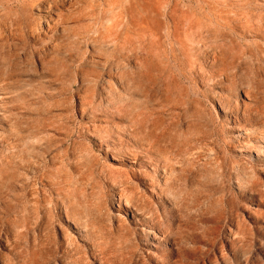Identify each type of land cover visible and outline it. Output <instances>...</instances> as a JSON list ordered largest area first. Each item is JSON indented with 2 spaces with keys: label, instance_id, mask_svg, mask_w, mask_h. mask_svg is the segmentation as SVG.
I'll list each match as a JSON object with an SVG mask.
<instances>
[{
  "label": "rangeland",
  "instance_id": "obj_1",
  "mask_svg": "<svg viewBox=\"0 0 264 264\" xmlns=\"http://www.w3.org/2000/svg\"><path fill=\"white\" fill-rule=\"evenodd\" d=\"M0 264H264V0H0Z\"/></svg>",
  "mask_w": 264,
  "mask_h": 264
}]
</instances>
